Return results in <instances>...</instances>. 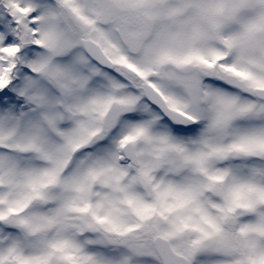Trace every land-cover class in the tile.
I'll list each match as a JSON object with an SVG mask.
<instances>
[{
  "label": "snow or ice",
  "instance_id": "obj_1",
  "mask_svg": "<svg viewBox=\"0 0 264 264\" xmlns=\"http://www.w3.org/2000/svg\"><path fill=\"white\" fill-rule=\"evenodd\" d=\"M0 264H264V0H0Z\"/></svg>",
  "mask_w": 264,
  "mask_h": 264
}]
</instances>
